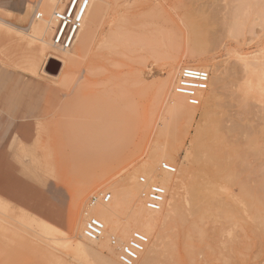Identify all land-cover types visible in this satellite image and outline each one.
<instances>
[{"label": "rangeland", "instance_id": "obj_1", "mask_svg": "<svg viewBox=\"0 0 264 264\" xmlns=\"http://www.w3.org/2000/svg\"><path fill=\"white\" fill-rule=\"evenodd\" d=\"M198 1L208 8L196 11L194 3L198 5ZM209 1L216 3L217 9L210 8ZM40 4L41 0H0V88L9 83L12 93L33 92V98L10 100L0 91V198L16 213L24 214L23 224L17 222L9 236H0V264H77L59 248L34 239L30 219L71 231L73 201L80 189L118 177L124 167L144 158L157 138V144L183 141L176 125L170 126L177 134H171L169 126L166 132L170 134L158 137L162 106L151 119L156 82L170 67L164 57L152 56L154 46L162 41L170 51L188 54L196 48L206 50L221 66L224 83L216 91L230 113L237 108L233 92L237 87L224 70L235 64L237 55L264 50V0H96L95 7L99 4L101 8L89 17L73 48H81L88 28H92L87 54L62 69L59 61L49 58L45 69L50 77L42 79L33 75L31 63H42L50 51L57 53L48 43L54 30L47 32L45 41L23 33L31 21L39 22L37 11L45 12ZM116 31L118 38L105 46ZM214 32L218 39L208 42L206 36ZM7 51L22 56L3 62L1 56ZM256 94H262L263 100H255V104L264 105L263 89L258 88ZM195 132L191 128V135L184 139L183 157L191 150ZM196 154L194 150L185 161L191 174L198 168ZM100 191L107 190L97 185L86 191L82 209ZM249 213L251 218L235 224L226 222L218 212L215 221L202 227V235L187 244L183 242L187 228L174 218L166 229L171 237L172 263L199 264L206 258L218 264L216 257L224 251L219 236L238 231L250 235L249 248L241 241L225 264H264V212Z\"/></svg>", "mask_w": 264, "mask_h": 264}, {"label": "bare ground", "instance_id": "obj_2", "mask_svg": "<svg viewBox=\"0 0 264 264\" xmlns=\"http://www.w3.org/2000/svg\"><path fill=\"white\" fill-rule=\"evenodd\" d=\"M95 1L90 0L73 46L70 49H62L54 45L50 39L48 43L51 50H57V53L50 51L42 63H31L34 76L42 79L50 77L45 69L49 58L59 61L62 69L66 65L70 67L87 54L93 35L92 28H88L81 48L79 50L73 48L82 27L100 6L98 4L95 7ZM65 2L41 0L40 5L44 7L45 12L37 11L35 18H40L39 22L31 21L27 32L23 30L22 32L32 37L39 36L45 41L47 32L54 30L56 25L55 10L62 8ZM209 2L210 8L217 9L216 3ZM189 6H192V3ZM194 6L196 11L208 8L205 3L198 5L194 3ZM51 8L53 11L50 13ZM4 24L14 27L7 22ZM215 33L206 36L208 42H215L218 39ZM119 35L118 31L112 33L104 45L109 47ZM154 42L152 44L155 45L157 41ZM152 44L151 46H154ZM160 44L152 48V56L164 57L170 67L166 76L156 82L151 104L153 109L151 119L154 120L158 106H162L159 117L162 125L158 137L163 135L170 125H176L179 132L172 130L173 126L169 127L171 128L169 132L172 134L174 131V135L180 133L183 135L181 138L183 141L178 144L169 142L157 144L159 141L157 138L155 144L150 146V150L147 149L146 156L124 167L118 177L110 176L106 180L104 178L102 181L92 182L80 189L73 201L71 231H63L52 223L37 218L30 219L34 239L51 248H59L62 253L70 255L77 264H123L120 260L122 248L135 233L139 232L147 236L148 243L134 264H173L172 257L169 256L172 247L171 237L166 229L174 218L187 228L183 238V242L187 244L202 235V227L208 222L215 221L218 212L219 217L224 218L226 222L235 224L251 218L249 215L251 210L264 212V105L255 104V100H263L262 94L256 93L258 88L264 91V50H257L251 55L239 54L236 56L235 64L224 70L229 78L225 79L231 80L237 87V90L233 91L236 92L237 108L234 109V113L233 111L230 113L216 91L224 83L221 66L214 63L206 50L196 48L185 54L175 51L176 49L168 50L164 47L166 43L162 41ZM20 56L22 55L19 52L14 54L7 51L3 52L1 60L10 62L13 57L18 60ZM186 66L203 68L210 73L208 89L199 94L198 105H191L185 96L179 95L176 91L179 71ZM6 69L7 67H4L2 70L3 76ZM191 128L196 132L190 143L191 150H187L183 157L181 154L185 144L183 142L191 135ZM169 132L166 133L170 134ZM90 135L92 134H89V138ZM172 139L174 140V137ZM194 150L197 151L198 168L191 174L185 161L189 160ZM208 151V158L204 159ZM162 163L174 166L175 171L163 170ZM155 184L165 188L166 198L161 208L152 212L146 205L145 196L149 188ZM97 185L107 191L93 194L82 209L84 194ZM108 194L110 200L105 202L104 197ZM16 212L8 201L0 198L1 237L9 236L17 222L23 224L24 214ZM90 217H97L104 223L103 235L97 240H89L84 235L85 225ZM262 218L264 219V215ZM171 230L174 232L175 229ZM218 240L224 251L218 253L216 259L220 260L218 264H225L230 260L231 251L240 246L241 241H245L249 248L250 235L240 234L238 231L222 233ZM50 251L53 252L48 249V252ZM207 263L211 264L204 258L199 264Z\"/></svg>", "mask_w": 264, "mask_h": 264}, {"label": "built area", "instance_id": "obj_3", "mask_svg": "<svg viewBox=\"0 0 264 264\" xmlns=\"http://www.w3.org/2000/svg\"><path fill=\"white\" fill-rule=\"evenodd\" d=\"M90 0H67L64 6L55 10L54 19L56 25L52 40L54 45L62 49H70L73 46L76 35L81 28L87 13ZM176 83V91L179 95L186 97L191 105L200 103V95L208 89L210 73L209 71L195 67L186 66L179 71ZM162 169L174 172L175 167L162 163ZM146 205L148 209L157 211L163 205L166 198V190L161 185H152L146 194ZM110 200V195L104 197V201ZM104 232V223L97 217H90L85 225L84 235L89 240L99 239ZM148 243V238L144 233H135L133 238L122 248L120 260L123 264H134L140 253Z\"/></svg>", "mask_w": 264, "mask_h": 264}, {"label": "crops", "instance_id": "obj_4", "mask_svg": "<svg viewBox=\"0 0 264 264\" xmlns=\"http://www.w3.org/2000/svg\"><path fill=\"white\" fill-rule=\"evenodd\" d=\"M16 70H18V69H16ZM9 85H11V84L8 83L7 87L5 89H3V90L0 88V91L4 92V93H2V95H4V97L6 99H10V100L16 99L17 100V99H30V98H33V92L32 91L25 92V93H20V94L12 93V92L9 91ZM42 85H45V83L42 84ZM30 87H32V86H30Z\"/></svg>", "mask_w": 264, "mask_h": 264}, {"label": "water", "instance_id": "obj_5", "mask_svg": "<svg viewBox=\"0 0 264 264\" xmlns=\"http://www.w3.org/2000/svg\"><path fill=\"white\" fill-rule=\"evenodd\" d=\"M47 70H48V68H47Z\"/></svg>", "mask_w": 264, "mask_h": 264}]
</instances>
